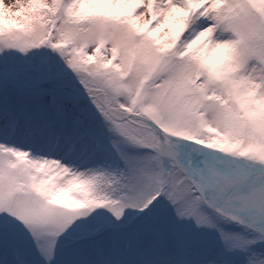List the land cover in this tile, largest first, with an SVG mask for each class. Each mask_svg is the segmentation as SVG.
I'll list each match as a JSON object with an SVG mask.
<instances>
[{
	"label": "snow or ice",
	"instance_id": "obj_1",
	"mask_svg": "<svg viewBox=\"0 0 264 264\" xmlns=\"http://www.w3.org/2000/svg\"><path fill=\"white\" fill-rule=\"evenodd\" d=\"M0 264H264V0H0Z\"/></svg>",
	"mask_w": 264,
	"mask_h": 264
},
{
	"label": "rangeland",
	"instance_id": "obj_2",
	"mask_svg": "<svg viewBox=\"0 0 264 264\" xmlns=\"http://www.w3.org/2000/svg\"><path fill=\"white\" fill-rule=\"evenodd\" d=\"M9 2H10V0H9Z\"/></svg>",
	"mask_w": 264,
	"mask_h": 264
}]
</instances>
